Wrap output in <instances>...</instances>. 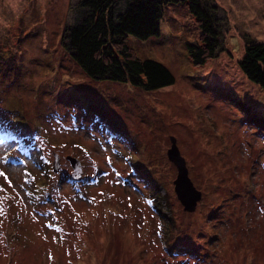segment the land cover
I'll list each match as a JSON object with an SVG mask.
<instances>
[{"label": "rangeland", "instance_id": "374dc122", "mask_svg": "<svg viewBox=\"0 0 264 264\" xmlns=\"http://www.w3.org/2000/svg\"><path fill=\"white\" fill-rule=\"evenodd\" d=\"M214 2L225 48L205 64L189 54L200 29L186 2L165 7L160 35L129 36L176 77L146 91L71 57L79 0H0V113L28 132L0 127V264H264V92L239 66L264 39V0ZM173 137L202 192L193 211Z\"/></svg>", "mask_w": 264, "mask_h": 264}, {"label": "trees", "instance_id": "16d2710c", "mask_svg": "<svg viewBox=\"0 0 264 264\" xmlns=\"http://www.w3.org/2000/svg\"><path fill=\"white\" fill-rule=\"evenodd\" d=\"M178 2L188 4L200 29L199 39L188 43L191 60L195 65L205 64L225 48L218 40L221 20L214 0H79L80 16L65 29V47L95 80L129 83L146 91L172 85L176 81L172 70L158 60L139 57L128 39L130 35L140 39L160 35L165 7ZM239 63L248 80L264 92V39L248 40ZM0 119L5 120L1 113ZM3 126L19 142L28 134L20 132V127L13 132L7 123Z\"/></svg>", "mask_w": 264, "mask_h": 264}, {"label": "water", "instance_id": "95a60500", "mask_svg": "<svg viewBox=\"0 0 264 264\" xmlns=\"http://www.w3.org/2000/svg\"><path fill=\"white\" fill-rule=\"evenodd\" d=\"M169 157L172 161L175 162L178 168V176L175 181V190L178 194L179 199L184 204L185 208L189 211L196 209L198 201L202 197L201 190L197 189L189 176L188 166L186 164L185 157L180 155L178 146L176 145L175 138L173 137L172 148L168 151ZM75 161V160H73ZM76 163L74 176L81 178L82 177V166L79 161ZM59 169L58 159L56 161V170Z\"/></svg>", "mask_w": 264, "mask_h": 264}, {"label": "snow or ice", "instance_id": "6c2138e0", "mask_svg": "<svg viewBox=\"0 0 264 264\" xmlns=\"http://www.w3.org/2000/svg\"><path fill=\"white\" fill-rule=\"evenodd\" d=\"M2 126H3V121H0V127ZM7 135H9V137L13 141L17 139L16 135L12 132H8ZM17 146L20 148L21 151H24V152L29 151V149L23 143H19ZM6 156H7V153L5 152V157H0V159L6 158ZM0 177H3L7 181L8 184H11V180L7 177V173H5L3 169H0ZM0 190H2V187H0ZM0 212H3L2 206H0ZM177 244L178 246L186 247L187 241H178Z\"/></svg>", "mask_w": 264, "mask_h": 264}]
</instances>
